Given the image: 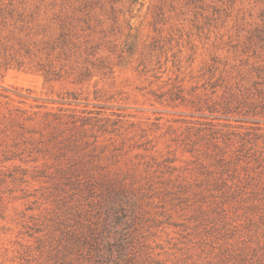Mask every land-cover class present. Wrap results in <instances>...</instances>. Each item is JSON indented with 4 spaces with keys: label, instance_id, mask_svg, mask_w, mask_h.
I'll list each match as a JSON object with an SVG mask.
<instances>
[{
    "label": "rangeland",
    "instance_id": "1",
    "mask_svg": "<svg viewBox=\"0 0 264 264\" xmlns=\"http://www.w3.org/2000/svg\"><path fill=\"white\" fill-rule=\"evenodd\" d=\"M0 264H264V0H0Z\"/></svg>",
    "mask_w": 264,
    "mask_h": 264
},
{
    "label": "trees",
    "instance_id": "2",
    "mask_svg": "<svg viewBox=\"0 0 264 264\" xmlns=\"http://www.w3.org/2000/svg\"><path fill=\"white\" fill-rule=\"evenodd\" d=\"M94 254H95V257H99V256H102L103 252H101V254H100V252H98V250H97V252H95Z\"/></svg>",
    "mask_w": 264,
    "mask_h": 264
}]
</instances>
